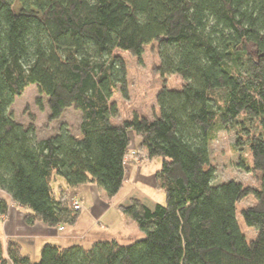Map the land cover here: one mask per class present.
I'll list each match as a JSON object with an SVG mask.
<instances>
[{"label": "trees", "instance_id": "16d2710c", "mask_svg": "<svg viewBox=\"0 0 264 264\" xmlns=\"http://www.w3.org/2000/svg\"><path fill=\"white\" fill-rule=\"evenodd\" d=\"M14 3L0 0V191L29 210L27 225L74 226L79 213L52 183L94 184L114 198L133 132L136 150L162 159L155 184L166 205L121 207L142 235L129 244L46 245L32 262L11 241L5 259L0 242V264H264V0H19L18 12ZM154 44L157 74L180 78L181 89L162 87L159 116L117 125L111 98L127 89L116 51L140 60ZM30 86L47 99L48 122L80 112L79 136L62 125L40 139L14 120L10 109ZM228 130L251 157L239 167L262 176L259 188L214 185L210 145ZM250 196L240 215L256 232L248 241L237 205ZM7 211L0 200V216Z\"/></svg>", "mask_w": 264, "mask_h": 264}, {"label": "rangeland", "instance_id": "374dc122", "mask_svg": "<svg viewBox=\"0 0 264 264\" xmlns=\"http://www.w3.org/2000/svg\"><path fill=\"white\" fill-rule=\"evenodd\" d=\"M19 10V0H15L14 11L18 12ZM116 55L120 56L125 64L127 98L122 97L119 88L111 98V102L116 104L118 109V117L114 119V122L122 124L125 121L133 119L135 116L148 119L159 116V108L157 106L158 93L163 86L171 90H180L183 84L182 80L176 76H168L162 79L157 74L156 68L159 65V56L155 44L144 49L140 60L122 51H116ZM37 100L41 101L42 108L37 105ZM10 112L14 120L23 127L26 128L30 124H33L36 135L40 139L55 135L62 125H66L72 134L79 136L80 112L68 109L60 120L48 122L49 110L47 108V99L39 94L36 86L27 88L22 96L15 100ZM129 134L133 141L135 138L134 133L130 132ZM236 139L237 133L234 130L219 131L210 145V159L212 167L215 170L214 185L233 181L246 187L259 188L262 176L259 173H247L239 167L241 159L247 165H251V157L243 144L236 145ZM132 141L126 155L128 160L125 164V171L130 167L139 166V164L146 160L142 163L140 169L142 180L138 183L135 182L136 171L133 172V177L126 181L119 199L126 196L127 193L129 195L136 194L135 199H142L148 206H152L153 208L156 205L165 206V192L156 188L153 179V176L155 177L162 167V159L159 157L149 159L147 152L132 148ZM74 198L81 205V209L77 211L80 216L85 211V206L77 197L64 196L62 202H67L70 205L69 200ZM254 204L255 200L250 196L237 205L238 223L248 241L255 238L256 232L244 225L240 215L243 209L249 208ZM120 209L121 207L119 211ZM2 216L4 215H1L0 218ZM95 224L101 229H105L103 223L101 224L96 221Z\"/></svg>", "mask_w": 264, "mask_h": 264}, {"label": "crops", "instance_id": "0c3cea01", "mask_svg": "<svg viewBox=\"0 0 264 264\" xmlns=\"http://www.w3.org/2000/svg\"><path fill=\"white\" fill-rule=\"evenodd\" d=\"M132 142V148L136 150L140 145V140L135 137ZM142 163L125 171L123 185L112 199H108L105 193L94 184L71 188L61 179L54 181L52 188L57 198L74 196L85 206V211L80 214L74 226L51 228L41 222L27 225L25 220L29 210L14 204L8 194L0 191V200L5 201L8 205L7 213L0 218V242L4 258L8 259L7 246L10 241L20 246L23 256L28 257L32 262H38L41 251L46 245H55L60 248L81 246L87 249L102 239H115L121 244H129L141 239L142 235L136 225L119 211L120 207L126 206L131 199H135L136 194L129 195L127 193L123 198L119 199V197L124 190L126 181L133 177V172L136 171L135 182L138 183L142 180L140 172ZM153 179L155 181L154 176ZM139 201L147 208L153 209L152 206L146 205L142 199ZM96 221L103 223L105 229L96 225ZM59 228H63V231L59 232ZM7 264L11 263L8 261Z\"/></svg>", "mask_w": 264, "mask_h": 264}, {"label": "built area", "instance_id": "2783aa9c", "mask_svg": "<svg viewBox=\"0 0 264 264\" xmlns=\"http://www.w3.org/2000/svg\"><path fill=\"white\" fill-rule=\"evenodd\" d=\"M127 160H128V157L124 159V164L127 163ZM69 203H70V206L75 210V211H79L81 209V205L79 204L78 200L77 199H71L69 200ZM59 231H62L63 229L62 228H59L58 229Z\"/></svg>", "mask_w": 264, "mask_h": 264}]
</instances>
